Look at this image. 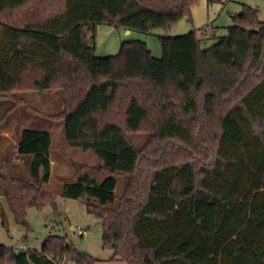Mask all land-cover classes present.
<instances>
[{"label": "trees", "instance_id": "trees-1", "mask_svg": "<svg viewBox=\"0 0 264 264\" xmlns=\"http://www.w3.org/2000/svg\"><path fill=\"white\" fill-rule=\"evenodd\" d=\"M198 1L0 0V101L19 92H61L66 144L93 154L108 176L79 177L63 184L60 196L107 212L102 218L125 264H264L258 11L242 5L208 49L200 47L205 34L191 31L159 37V59L139 41L122 43L115 56L94 55L96 25L168 30L190 21ZM144 130L151 142L138 150L129 134ZM14 132L13 152L0 154V199L24 225L23 188L41 193L48 182L51 137ZM26 157L27 180L14 168ZM120 177L127 182L117 199ZM0 219L6 228L1 204ZM0 264L96 262L74 250L20 252L0 243Z\"/></svg>", "mask_w": 264, "mask_h": 264}, {"label": "rangeland", "instance_id": "rangeland-1", "mask_svg": "<svg viewBox=\"0 0 264 264\" xmlns=\"http://www.w3.org/2000/svg\"><path fill=\"white\" fill-rule=\"evenodd\" d=\"M242 5L256 9L258 20L264 23V0H224L223 3L210 6L205 0H199L191 9L190 21L183 19L168 30L156 29L149 33L133 31L126 34L125 31L109 25H96L94 55L115 56L122 43L139 41L145 43L152 57L159 59V37L181 36L191 31H195L198 37L201 34L206 35L201 40L200 47L208 49L226 35V29L231 25V15L239 14ZM13 96L0 101V128L11 124L8 129L3 130L9 135L6 138V147L13 152L14 127L46 131L51 137V167L49 180L42 185L41 193L32 188H23L24 225L15 220L5 201L0 199L6 216V228L2 227L0 219V243L13 248L25 247L47 253L60 249L74 250L91 255L96 264H125L119 261L121 258L117 256L118 242L102 218L107 220V212L89 206L84 200H71L60 196L62 185L73 183L79 177L87 176L101 182L108 176L105 169H97L99 163L93 154L66 144L64 122L60 117L63 107L61 92L26 91ZM151 137L147 130L129 134V139L138 150L149 145ZM28 162L29 158L26 157V160L14 164L17 175L22 177L26 174V180L30 179ZM7 168L10 169V164ZM126 182L127 177L118 179L114 190L117 199L122 196ZM78 230L84 235H79Z\"/></svg>", "mask_w": 264, "mask_h": 264}, {"label": "crops", "instance_id": "crops-1", "mask_svg": "<svg viewBox=\"0 0 264 264\" xmlns=\"http://www.w3.org/2000/svg\"><path fill=\"white\" fill-rule=\"evenodd\" d=\"M6 138H9V135L7 132H4V131H0V154H3V151L4 149L6 148ZM14 145H15V140H14ZM51 164V162H50ZM51 167V166H50ZM4 245L8 246L7 244L3 243ZM15 249H22V250H27V248L25 247H18V248H15ZM57 251H63V249H60V250H55L53 252H57ZM41 252V251H40ZM42 253H45V254H48L47 252H42ZM117 256L119 257V255L117 254ZM119 261L121 262L122 260L119 259Z\"/></svg>", "mask_w": 264, "mask_h": 264}, {"label": "built area", "instance_id": "built-area-1", "mask_svg": "<svg viewBox=\"0 0 264 264\" xmlns=\"http://www.w3.org/2000/svg\"><path fill=\"white\" fill-rule=\"evenodd\" d=\"M206 36V35H205ZM79 235H84V233L82 232V231H80V230H78V232H77ZM17 251H20V252H23V251H25V250H22V249H16Z\"/></svg>", "mask_w": 264, "mask_h": 264}, {"label": "water", "instance_id": "water-1", "mask_svg": "<svg viewBox=\"0 0 264 264\" xmlns=\"http://www.w3.org/2000/svg\"><path fill=\"white\" fill-rule=\"evenodd\" d=\"M125 33H126V34H128V33H129V31H125ZM97 169H100V166H98V168H97Z\"/></svg>", "mask_w": 264, "mask_h": 264}]
</instances>
